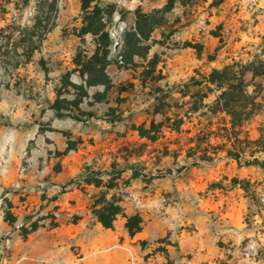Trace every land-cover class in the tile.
<instances>
[{
	"label": "rangeland",
	"instance_id": "rangeland-1",
	"mask_svg": "<svg viewBox=\"0 0 264 264\" xmlns=\"http://www.w3.org/2000/svg\"><path fill=\"white\" fill-rule=\"evenodd\" d=\"M84 1L58 0L25 61L18 41L35 0H0V264H264V168L251 163H264V74L251 72L264 71V0H92V15ZM89 17L108 48L103 34L83 33ZM118 27L121 59L111 54ZM234 63L257 97L236 158L191 164L197 114L183 117L189 134L139 137L163 121L158 89L169 95L163 113L184 116L183 83ZM85 175L88 184H68ZM104 200L122 209L109 229L93 214Z\"/></svg>",
	"mask_w": 264,
	"mask_h": 264
},
{
	"label": "trees",
	"instance_id": "trees-1",
	"mask_svg": "<svg viewBox=\"0 0 264 264\" xmlns=\"http://www.w3.org/2000/svg\"><path fill=\"white\" fill-rule=\"evenodd\" d=\"M57 2L58 0H35L33 25L21 30L18 41L23 54L22 58L25 61H28L33 56L34 52L39 48L43 37L54 27L53 23L51 25L47 24L46 26H43V24L50 21V15L47 16L48 13L56 14ZM91 2L92 0L84 1L82 11L90 15L95 12V14H97L98 5H94L90 11ZM173 3V0H170L169 4L172 5ZM167 6H165L164 9ZM88 20L90 22L82 29L84 34H103L102 31L104 27L98 20H96V18L89 17ZM102 37H105V47L108 48L110 44L109 37L106 34H103ZM3 50H5V47L0 39V58L4 57L1 53ZM249 71L250 70L244 65L234 63L233 65L226 66L220 70L213 69L207 76H200V79L191 78L188 82L183 83V90L180 91V94L183 98L189 97L191 100V103L184 104V106L189 105L184 116L163 113V107H170L164 104V99L169 98V95L168 91L164 92L163 90L158 89L157 92L161 93L162 96L160 97L157 95L154 98L153 115H160L163 118V121L156 123L155 120H152L148 128H145L144 125L138 127L137 132L139 137L154 142L161 134H163V128L175 132L178 135L182 133L189 134V130L183 131L181 129L184 123L183 117L189 119L191 115L197 114L199 117L197 133L188 139L189 147L186 149V157L192 159L191 164L197 165V163L200 162H212L219 152H225L227 157L236 158L238 155L234 152L239 151H235L236 143L242 142L239 138L241 129L243 128V125L255 115L257 107V97L247 92V87L249 85L244 79L245 74ZM97 72H99L103 78L106 77L104 74V67H100ZM251 72L252 78L264 74V71L259 73L258 71L253 70ZM192 89L195 91L190 93V90ZM51 109L56 113L58 118L78 120L77 117L61 113L56 105H52ZM177 109L180 110L181 108L177 107ZM86 116L92 118L95 117L92 113H88ZM214 120H217V122ZM164 123L168 124V126H165ZM216 124V128L213 129V126ZM212 138L220 139L223 143L217 145V148H214L211 144ZM243 141L249 144L259 143V140L253 142L249 141L247 136ZM227 144H230V148L227 147ZM183 149L184 147L181 145L178 151L181 152ZM251 163L264 168V163H259L256 159ZM91 173L92 172H90V174ZM102 174L107 175L108 173ZM109 174L113 175L112 173ZM134 174L139 175L136 172ZM87 176L89 175L70 181L68 184H73L75 182L88 184ZM75 185L79 186L78 183H75ZM96 206L97 205L94 206L93 214L97 221L107 229L112 227L116 217L122 212L121 207L116 204L115 201L108 202L104 200L103 205H100L99 208ZM140 223V220L136 216L128 218L125 224L128 233L134 235L139 232Z\"/></svg>",
	"mask_w": 264,
	"mask_h": 264
},
{
	"label": "built area",
	"instance_id": "built-area-1",
	"mask_svg": "<svg viewBox=\"0 0 264 264\" xmlns=\"http://www.w3.org/2000/svg\"><path fill=\"white\" fill-rule=\"evenodd\" d=\"M111 39H112L111 54L114 57H118V59H121V56L119 55L121 45H122L120 27H118L117 29L113 31V33L111 34Z\"/></svg>",
	"mask_w": 264,
	"mask_h": 264
}]
</instances>
